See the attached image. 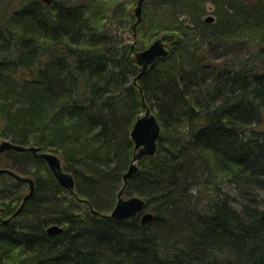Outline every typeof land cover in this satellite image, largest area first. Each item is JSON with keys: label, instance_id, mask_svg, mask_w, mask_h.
Returning a JSON list of instances; mask_svg holds the SVG:
<instances>
[{"label": "trees", "instance_id": "trees-1", "mask_svg": "<svg viewBox=\"0 0 264 264\" xmlns=\"http://www.w3.org/2000/svg\"><path fill=\"white\" fill-rule=\"evenodd\" d=\"M156 1L169 22L154 34L174 35L135 86L139 49L113 30L132 20L125 3L0 0V139L57 155L75 192L3 152L34 193L22 203L28 185L0 174V264H264V0L216 3L211 23L207 0ZM141 94L160 136L122 198L152 219L93 215L115 206Z\"/></svg>", "mask_w": 264, "mask_h": 264}, {"label": "water", "instance_id": "water-1", "mask_svg": "<svg viewBox=\"0 0 264 264\" xmlns=\"http://www.w3.org/2000/svg\"><path fill=\"white\" fill-rule=\"evenodd\" d=\"M38 1L42 2L45 5H50L52 2V0ZM145 1L146 0H137L136 7L133 10V15L136 18L135 23L132 25L133 31L135 27L141 22L142 5ZM236 1L250 2L252 0ZM203 21L206 23H211L214 21V17L207 16ZM172 38L173 37L171 34H162L142 51L134 52V43L130 45V50L134 52L133 61L139 67V73L132 81L133 85L137 86V80L151 64H153L158 58H164L168 55L167 43L171 42ZM141 101L144 109L143 114L139 115L135 119L130 130V139L133 143L135 154L132 156L127 171L123 174L122 188L117 194L115 206L109 214H100L91 209L93 215H98L102 218L114 220L131 219L139 215L142 224H147L152 219L151 213L144 212L145 202L143 199L135 196L127 199L122 198V190L126 185L127 180L137 171V162L142 158L152 156L155 153L157 140L160 136L161 128L158 120L155 114L144 102L142 94ZM5 151L27 152L30 153L33 157L41 159L45 162L47 168L51 172L57 184L67 190L70 194L75 195L74 179L70 173H67L62 169L61 160L57 155L49 152H43L39 147L36 146L26 147L22 145H16L7 140L0 142V155ZM0 174H6L7 176L13 178L15 181L26 183L28 185V193L24 196L22 203H24L34 193V183L30 177L19 175L7 168H0ZM15 214L16 212L14 213V215ZM60 230L61 229L58 226L53 225L46 231L49 234H53L59 232Z\"/></svg>", "mask_w": 264, "mask_h": 264}, {"label": "rangeland", "instance_id": "rangeland-1", "mask_svg": "<svg viewBox=\"0 0 264 264\" xmlns=\"http://www.w3.org/2000/svg\"><path fill=\"white\" fill-rule=\"evenodd\" d=\"M254 1L256 0H252L247 3L252 4ZM105 2H109V0H105ZM120 2H123L125 3V5L128 6V8L130 9L131 16H132V20H126L124 23H121V24L115 23L113 25L114 32H116L118 38H120L124 43L130 44V45L134 43V46L139 49L137 51H142L146 49L155 39L160 37L162 34H169V33H163V32L154 34L156 32V31L154 32V30L158 29V27L160 26V23L162 24L165 22H169V20L167 19V16L163 18L158 17V15L162 12V8H163V5L159 1L146 0L143 3L142 13H141L142 19H141V22L135 27L134 31L132 30V25L135 23L136 18L133 15V10L136 7L137 0H120ZM16 3H17V0H16ZM216 3L218 5L222 4V5H225L226 7L234 8L236 11L238 10L241 12L243 10L241 5H239L240 3L238 4L236 0L235 1L221 0L220 3L216 0H207V3L205 4V10H204L202 19L206 18L207 16H212L216 18L214 15V8H215ZM180 11L183 13L179 15L178 22L184 23L183 24L184 27L190 26V24H188V16L185 15L184 13L185 11L183 10H180ZM189 32H192V30H190ZM170 34L173 37L174 34L173 33H170ZM132 56H134V53ZM2 141H4V139H0V142ZM134 154H135V151H134ZM24 193L26 194L28 193L27 187Z\"/></svg>", "mask_w": 264, "mask_h": 264}, {"label": "bare ground", "instance_id": "bare-ground-1", "mask_svg": "<svg viewBox=\"0 0 264 264\" xmlns=\"http://www.w3.org/2000/svg\"><path fill=\"white\" fill-rule=\"evenodd\" d=\"M91 210V209H90ZM92 213V212H91Z\"/></svg>", "mask_w": 264, "mask_h": 264}]
</instances>
